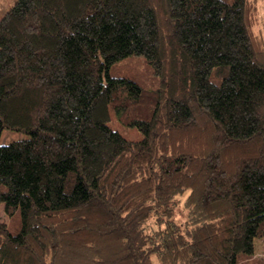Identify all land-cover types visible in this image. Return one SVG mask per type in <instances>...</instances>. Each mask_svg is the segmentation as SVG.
<instances>
[{
  "label": "trees",
  "instance_id": "trees-1",
  "mask_svg": "<svg viewBox=\"0 0 264 264\" xmlns=\"http://www.w3.org/2000/svg\"><path fill=\"white\" fill-rule=\"evenodd\" d=\"M255 1H14L0 132L29 136L0 143V264H264Z\"/></svg>",
  "mask_w": 264,
  "mask_h": 264
},
{
  "label": "rangeland",
  "instance_id": "rangeland-1",
  "mask_svg": "<svg viewBox=\"0 0 264 264\" xmlns=\"http://www.w3.org/2000/svg\"><path fill=\"white\" fill-rule=\"evenodd\" d=\"M15 0H0V18L5 13L6 10L10 8V6L14 3ZM256 7L255 11L253 12L254 21L252 24V33L254 35L253 37V43L255 48L258 47L264 49V0H256L255 1ZM118 67H115L111 69L112 73H120V72H128L129 75L132 76L134 72H137V74L143 73V67L140 64V62L135 61L131 63H124L123 67L117 69ZM112 126L115 127L121 134H123L127 138H139L140 133L138 130H136L133 127L125 126L117 122L114 118L111 122ZM29 136L28 133L22 131V130H16V129H9V128H3L0 132V143H8L14 140L24 139ZM186 196V193L181 195L179 197V206L177 207L178 216L180 217L182 215V205L181 200H183ZM183 216L180 218L182 219ZM7 217L5 213L3 212V204H0V222H6ZM256 257L262 258L264 260V236L261 238H255L254 240V255Z\"/></svg>",
  "mask_w": 264,
  "mask_h": 264
}]
</instances>
